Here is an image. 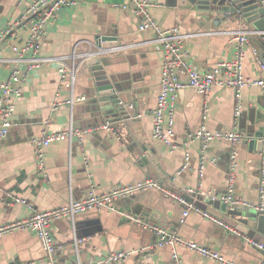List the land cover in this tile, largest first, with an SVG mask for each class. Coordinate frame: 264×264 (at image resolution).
Segmentation results:
<instances>
[{
	"label": "crops",
	"instance_id": "0c3cea01",
	"mask_svg": "<svg viewBox=\"0 0 264 264\" xmlns=\"http://www.w3.org/2000/svg\"><path fill=\"white\" fill-rule=\"evenodd\" d=\"M151 1L155 3L151 15L160 26L177 25L183 32L196 34L185 47L190 66L200 71L233 59V42L223 32L253 31L228 19L215 23L210 17L202 21L187 0ZM124 2L75 0L74 5L61 9L49 20L40 55L56 60L27 72L21 96L15 102L14 126L0 145V225L27 219L33 210H49L80 200L92 188L105 193L146 179L158 182L164 191L182 197L202 212L213 217L220 214L209 206L213 201L208 194L217 197L227 193L230 144L214 140L202 149L194 132L206 108L210 130H236L247 138L254 137L259 128H264V93L256 85L241 89V113L238 124L233 126L232 88H214L207 96L180 90L174 103V141L178 148L169 152L152 140L150 118L159 90L161 53L146 44L148 36L137 30L135 15L120 8ZM21 10L17 0H0V30L12 24ZM15 34L0 44V58L10 59V47L24 44L26 30L15 28ZM99 36H114L120 49L99 57L100 66H89L79 55L97 50ZM74 53L76 72L71 89L61 83L58 68L60 62L71 65ZM261 66L264 39L255 33L249 36L243 76L249 80L264 78ZM10 67V63L0 62V79L7 78ZM98 67L106 82L114 84L129 102L126 111L128 105H135V111L128 114L129 125L111 115L102 117L98 111L90 90L91 77ZM71 97L85 99L68 106L64 102ZM69 126L74 132L71 140L53 141L44 148L45 175L40 176L32 140L65 131ZM248 142L238 146L233 182V198L242 206L257 202V183L264 165V142L260 150L249 148ZM185 150L190 156L189 165L182 170ZM202 150L206 157L200 179L197 168ZM13 198L23 199L25 204ZM113 205V209L80 215L74 224L67 219L54 222L52 234L60 248L53 264L94 262L117 252L128 256L112 264H172L171 248L156 247V236L142 223L169 227L183 238L206 244L235 264H260L261 253L246 244L243 236L264 244V234L257 232L251 237L227 224L240 234L237 236L193 211L180 222L183 207L163 192L143 191L120 198ZM218 220L228 221L226 215ZM74 238L82 240L77 250ZM176 252L181 264H218L183 247L176 248ZM0 264L50 263L33 232L16 230L0 236Z\"/></svg>",
	"mask_w": 264,
	"mask_h": 264
},
{
	"label": "built area",
	"instance_id": "2783aa9c",
	"mask_svg": "<svg viewBox=\"0 0 264 264\" xmlns=\"http://www.w3.org/2000/svg\"><path fill=\"white\" fill-rule=\"evenodd\" d=\"M17 3L21 6L22 10L12 24L0 30V44L7 40V38L13 39L16 36L15 28L25 29L27 37L22 46L10 47L12 51V57L10 59L0 58L1 63L11 64L7 78L0 79V145L2 140L14 126L13 116L15 114V102L21 96L22 83L26 78L27 72L33 68L39 67L43 63L56 60L55 58H46L40 55L41 44L45 38L46 27L49 20L61 9L74 5L75 0H17ZM154 6L155 3L151 0H125V2L120 5V8L122 10L131 11L135 15L137 19V30L148 36L146 44H151L161 53L159 90L156 96L155 106L150 112L152 140L164 145L168 151L172 153L178 148L177 143L174 141V126L176 123L174 103L180 90L189 89L196 94L207 96L214 88L220 90L232 88L235 92L233 126L238 124L241 113V89L244 86L256 85L264 93V78L249 80L243 76L242 72L243 62L246 58V48L249 44V36L260 32L247 29L223 32V34L231 37L233 42V59L227 62L215 63L208 70L200 71L190 66L188 52L185 47L186 41L195 37L196 34L183 32L177 25L163 28L151 15V9ZM119 49L120 48L88 50L80 54L79 58L86 60L87 58L101 57L105 54L117 52ZM76 58L77 55L74 53L71 57V65H65L60 62L61 64L58 68L61 83L65 87L71 89L74 86ZM261 70L264 71V66H261ZM182 77L185 79H182ZM84 99V97H71L64 103L68 106H72L74 102L83 101ZM57 106L58 103L53 106V109L56 110ZM132 111H135V105L130 104L128 105L127 112L129 114ZM207 119V109L205 108L194 132V137L201 142L202 149L205 148L209 142L214 140H224L230 144L227 193L217 197L212 194L208 195L211 197V201L220 200L225 203L237 202L233 198V182L235 170L238 165V146L240 142L245 140L248 141L250 138H247L236 130L226 132L212 131L208 128ZM76 134L79 133L76 132ZM73 135V129L69 126L65 131L46 134L41 138L32 140L36 166L40 176L43 177L45 175L44 148L53 141L71 140ZM262 141L264 142V137ZM189 157L188 151L185 150L182 170L188 167ZM205 157L202 150L197 168L200 179L204 174ZM262 159L264 160V153L262 154ZM213 161L214 159H211L210 162ZM149 190L163 192L183 207L180 222H183L189 212L193 211L201 214L227 232L240 236L235 229L224 224L216 217L202 212L182 197L164 191L158 182L150 179L130 185L116 186L105 193H98L92 188L88 191L87 195L80 200L69 201L67 204L49 210H33V213L27 219L0 225V236L16 230H29L33 232L43 246L49 263L53 264L54 255L60 248V246L55 243L52 234L51 227L54 222L67 219L71 224H74L75 219L80 215L93 212L92 210H101L103 208L113 209L114 201ZM257 192V202L255 204L246 205L257 213H264V165H262L260 169ZM13 199L16 203L25 204L23 199ZM142 225L156 236V247L169 246L171 248L172 264H181L176 252V248L178 247L186 248L204 259L215 261L218 264H235L206 244L183 238L169 227L147 223H142ZM243 240L246 244L252 245L261 253L260 264H264V244L246 236H243ZM80 242H82V240L74 238V247L76 250ZM127 256L128 254L125 252H117L109 254L98 261L88 263L78 261L76 264H112L125 260Z\"/></svg>",
	"mask_w": 264,
	"mask_h": 264
},
{
	"label": "water",
	"instance_id": "95a60500",
	"mask_svg": "<svg viewBox=\"0 0 264 264\" xmlns=\"http://www.w3.org/2000/svg\"><path fill=\"white\" fill-rule=\"evenodd\" d=\"M189 5L196 9L202 19L207 21L211 17L212 22H219L222 19L239 22L241 25L260 32L264 39V0H187ZM98 49L106 50L118 47L114 36H99L96 41ZM89 66H100L99 57L87 58ZM106 76L100 74V67L96 68L91 77L92 95L96 97L94 103L98 105V111L102 117L108 115L117 117L121 123L130 124V116L126 111L128 101L124 95L110 82H106ZM120 92V93H119ZM264 137V128L261 127L248 141L249 148L260 150ZM220 202L216 215L222 219L224 215L232 220V227L242 234L253 237L260 229H264V221L258 215L249 212L251 207L240 205L236 202ZM213 201V202H215ZM225 210V211H224ZM261 214V213H257ZM216 217V218H217Z\"/></svg>",
	"mask_w": 264,
	"mask_h": 264
},
{
	"label": "rangeland",
	"instance_id": "374dc122",
	"mask_svg": "<svg viewBox=\"0 0 264 264\" xmlns=\"http://www.w3.org/2000/svg\"><path fill=\"white\" fill-rule=\"evenodd\" d=\"M211 202V201H210ZM212 204H209V206L212 208V209H215L217 210L219 208V204L220 202L218 201H215V202H211ZM225 211V210H224ZM249 212H251V214H254V215H258L259 217H261V219L264 221V213H261V214H257V212L253 209H250ZM227 219L228 221H225L224 223H226V225H232V220L229 218V216H227ZM262 235L264 234V229H260L258 235Z\"/></svg>",
	"mask_w": 264,
	"mask_h": 264
}]
</instances>
